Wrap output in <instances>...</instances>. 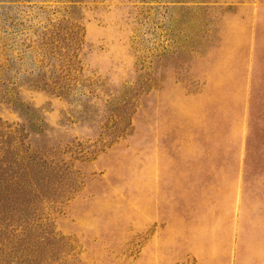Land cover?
<instances>
[{"label": "rangeland", "instance_id": "rangeland-1", "mask_svg": "<svg viewBox=\"0 0 264 264\" xmlns=\"http://www.w3.org/2000/svg\"><path fill=\"white\" fill-rule=\"evenodd\" d=\"M0 264H264V0H0Z\"/></svg>", "mask_w": 264, "mask_h": 264}, {"label": "trees", "instance_id": "trees-1", "mask_svg": "<svg viewBox=\"0 0 264 264\" xmlns=\"http://www.w3.org/2000/svg\"><path fill=\"white\" fill-rule=\"evenodd\" d=\"M70 40H71V41H74L75 39L73 38V36L70 35ZM68 47H69V48L71 47V44H70V43H69V46L67 45V48H68ZM67 58H69V57H66L65 59H67ZM62 62H63V65H64V66H68V65H69V63H67V61H62ZM54 88H55V87H54ZM56 88H58V90L60 89V91H61L63 87L58 86V87H56Z\"/></svg>", "mask_w": 264, "mask_h": 264}]
</instances>
